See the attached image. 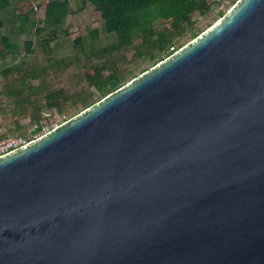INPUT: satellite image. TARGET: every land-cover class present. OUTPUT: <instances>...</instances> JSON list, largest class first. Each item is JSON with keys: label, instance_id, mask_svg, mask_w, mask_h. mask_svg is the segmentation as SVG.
I'll return each instance as SVG.
<instances>
[{"label": "water", "instance_id": "95a60500", "mask_svg": "<svg viewBox=\"0 0 264 264\" xmlns=\"http://www.w3.org/2000/svg\"><path fill=\"white\" fill-rule=\"evenodd\" d=\"M0 264H264V0L1 156Z\"/></svg>", "mask_w": 264, "mask_h": 264}, {"label": "trees", "instance_id": "16d2710c", "mask_svg": "<svg viewBox=\"0 0 264 264\" xmlns=\"http://www.w3.org/2000/svg\"><path fill=\"white\" fill-rule=\"evenodd\" d=\"M221 2L80 0L73 9L70 0L37 6L29 0H0L5 15L0 29L6 28L0 32V118L9 120L16 136L28 127L39 135L45 113L67 115L65 122L169 57L186 44L181 43L186 36L195 39L204 30H196L193 16H209ZM87 6L99 28L72 33L67 18ZM37 11L41 18H32ZM218 13L221 18L226 11ZM22 34L29 37L23 51L18 42ZM63 43L70 46L66 53ZM64 77L68 86L55 88L54 81ZM9 133L0 132V140Z\"/></svg>", "mask_w": 264, "mask_h": 264}, {"label": "rangeland", "instance_id": "374dc122", "mask_svg": "<svg viewBox=\"0 0 264 264\" xmlns=\"http://www.w3.org/2000/svg\"><path fill=\"white\" fill-rule=\"evenodd\" d=\"M48 0H29L30 3L33 4V6H37L38 3H45ZM80 0H70L71 6L73 9H76L77 5L79 4ZM232 0H222L221 5L217 8H215L212 13L209 16L206 17H200L197 14L193 16V19L196 20L195 28L198 31H205L207 28L211 27L214 23H216L220 18H218L220 11L226 13L230 10L232 7ZM35 8V7H34ZM22 9H18L17 13H20ZM4 14H0V20H4ZM12 18V17H11ZM32 18L40 19L41 13L37 11V13L32 16ZM67 24L70 26V31L72 33H85L88 29L92 28H99L100 23L98 22V19L96 15L92 12L91 7L87 6L83 11L70 15L67 18ZM5 27L0 29V32L3 34L5 32ZM34 37V36H33ZM34 39V38H33ZM29 40V37L26 34H22L18 38V42L20 44L21 51H23V43L25 41ZM189 36H186L181 43H189ZM70 50V46L67 43H63L62 52L66 53ZM36 54L38 55V50L36 51ZM142 67H138L137 69H134V75H136L139 72V69ZM151 68V67H150ZM55 88L60 87H67L68 86V80L64 78H58L53 83ZM67 118V115L61 116L56 114L55 112H49L44 114V130L45 129H53L60 125L63 120ZM25 121H22V124H24ZM7 129H10L12 133H9V136H16L17 133H14L13 127L9 124L8 119L0 118V132L7 133ZM32 128L28 127L25 131V134L22 135L24 138L27 139H33L35 135L32 133Z\"/></svg>", "mask_w": 264, "mask_h": 264}, {"label": "built area", "instance_id": "2783aa9c", "mask_svg": "<svg viewBox=\"0 0 264 264\" xmlns=\"http://www.w3.org/2000/svg\"><path fill=\"white\" fill-rule=\"evenodd\" d=\"M49 131L50 129H45L39 135H35L33 139H27L23 136H10L3 138L2 140H0V157L22 148L30 141L39 138Z\"/></svg>", "mask_w": 264, "mask_h": 264}]
</instances>
